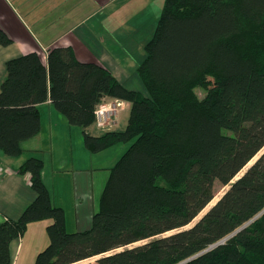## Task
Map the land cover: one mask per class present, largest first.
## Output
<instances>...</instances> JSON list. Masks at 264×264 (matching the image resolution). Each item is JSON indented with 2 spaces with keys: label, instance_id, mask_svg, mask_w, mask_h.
<instances>
[{
  "label": "trees",
  "instance_id": "obj_1",
  "mask_svg": "<svg viewBox=\"0 0 264 264\" xmlns=\"http://www.w3.org/2000/svg\"><path fill=\"white\" fill-rule=\"evenodd\" d=\"M12 43L0 29V48ZM144 51L142 91L78 61L71 47L51 48L45 63L35 52L6 61L4 156L17 158L39 134L46 101L83 131L90 153L131 143L108 170L90 228L77 232L51 204L43 161L26 159L18 173L35 199L0 224V264L43 220L48 244L33 264H264V0H164ZM105 99L129 104L127 123L94 136L88 129ZM215 182L226 190L187 228L213 201Z\"/></svg>",
  "mask_w": 264,
  "mask_h": 264
},
{
  "label": "crops",
  "instance_id": "obj_2",
  "mask_svg": "<svg viewBox=\"0 0 264 264\" xmlns=\"http://www.w3.org/2000/svg\"><path fill=\"white\" fill-rule=\"evenodd\" d=\"M160 4L161 0H0V29L13 42L0 48V84L7 60L35 52L45 63L51 48L71 47L78 61L107 68L128 88L126 85L131 84L127 83L137 79L136 69L145 58L144 46L161 15L151 16V8L155 13ZM115 101L105 99L102 105ZM122 103L124 110L117 111L108 130H123L118 126L119 115L129 104ZM38 110L40 132L22 143L21 155L9 158L0 152V167L5 171L0 177V224L17 220L34 201L29 176L18 173L19 166L34 157L43 161L41 178L51 204L63 209L65 224L76 227L69 232L82 231V226L91 224L97 208L98 171H107L103 172L105 183L109 170L99 168L98 157L110 148L90 153L84 148L81 129L68 125L49 101ZM88 132L97 136L104 131L95 124ZM120 147L124 150L125 145ZM66 199L71 201L72 214L67 212ZM50 223L43 220L28 225L24 235L10 244V264H33L37 253L48 244L45 229Z\"/></svg>",
  "mask_w": 264,
  "mask_h": 264
},
{
  "label": "rangeland",
  "instance_id": "obj_3",
  "mask_svg": "<svg viewBox=\"0 0 264 264\" xmlns=\"http://www.w3.org/2000/svg\"><path fill=\"white\" fill-rule=\"evenodd\" d=\"M163 5H164V0H161V4L159 6V8H156V12L154 13V10L153 8H151V13L153 17H155L158 13L161 14L162 10H163ZM157 7V5H156ZM154 13V14H153ZM134 39V37L132 38V40ZM135 47V46H134ZM136 48V47H135ZM135 53V50L133 51ZM127 84H131V85H126L128 87V89H132V90H136V91H140L137 89V87L139 89H141L140 87V83L138 81V79H136V81L134 80L133 82L131 83H127ZM143 90V88L141 89V91ZM197 92V95L199 97H203L204 93L203 91L197 89L196 90ZM129 109L130 107L126 106V110L124 112H122L119 116L120 118H122L121 120L118 121V126L120 127V129H124L125 126H126V123H127V119H128V113H129ZM124 110V108H120L118 110V114ZM72 138H73V134L71 135ZM131 143V142H130ZM130 143L128 144H125V147H124V150L122 149H118V148H121L120 146H122L121 144L116 146V147H112L110 149H108L105 153H103L104 155H100L101 157H98V160H99V168L101 167H105L107 169H110L114 164L115 162L120 158V156L126 151V149L129 147ZM119 150V151H118ZM2 154V153H1ZM4 156V155H2ZM258 156V155H257ZM257 159V157H255L248 165L247 167L244 169L246 170L255 160ZM99 174H98V193L100 194L101 191H102V188H103V181H104V178H105V175L103 177V172L104 174H106L107 171H98ZM242 174V173H241ZM226 190V188H223V186H221L218 182H215L214 183V199L213 201L209 204V206L199 215V217L194 220L187 228H190L192 227V225H194L217 201L218 199L220 198V196L223 194V192ZM100 191V192H99ZM66 203H67V212L69 214H72L74 212V209H73V206L71 204V201H69L68 199L65 200ZM91 225V224H90ZM90 225L89 226H82V231L85 230V229H88L90 228ZM73 229H76L75 226L71 225L70 223L67 222L66 224V230L68 231H71ZM28 242L26 241V244H25V247L27 246ZM140 243L136 244V245H139ZM96 259H91V260H87L86 262L84 263H94Z\"/></svg>",
  "mask_w": 264,
  "mask_h": 264
},
{
  "label": "built area",
  "instance_id": "obj_4",
  "mask_svg": "<svg viewBox=\"0 0 264 264\" xmlns=\"http://www.w3.org/2000/svg\"><path fill=\"white\" fill-rule=\"evenodd\" d=\"M122 105L123 103L120 101H115L113 104L100 105L94 112L96 127L101 131L108 130ZM3 173L4 170L0 167V176Z\"/></svg>",
  "mask_w": 264,
  "mask_h": 264
},
{
  "label": "bare ground",
  "instance_id": "obj_5",
  "mask_svg": "<svg viewBox=\"0 0 264 264\" xmlns=\"http://www.w3.org/2000/svg\"><path fill=\"white\" fill-rule=\"evenodd\" d=\"M138 66H139V65H138ZM137 75H138V74H137ZM141 83H142V82H141ZM106 102H107V100H106ZM106 102H105V103H106ZM111 102H112V101H111ZM99 105H100V104H99ZM124 105H125V104H124ZM95 110H96V109H95ZM118 110H119V109H118ZM94 126H95V124H94ZM82 132H83V131H82ZM82 135H83V134H82ZM114 146H115V145H114Z\"/></svg>",
  "mask_w": 264,
  "mask_h": 264
},
{
  "label": "water",
  "instance_id": "obj_6",
  "mask_svg": "<svg viewBox=\"0 0 264 264\" xmlns=\"http://www.w3.org/2000/svg\"><path fill=\"white\" fill-rule=\"evenodd\" d=\"M205 215V214H204Z\"/></svg>",
  "mask_w": 264,
  "mask_h": 264
}]
</instances>
